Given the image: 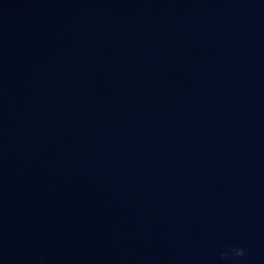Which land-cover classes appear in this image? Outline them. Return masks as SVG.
Masks as SVG:
<instances>
[{"label": "water", "instance_id": "obj_1", "mask_svg": "<svg viewBox=\"0 0 264 264\" xmlns=\"http://www.w3.org/2000/svg\"><path fill=\"white\" fill-rule=\"evenodd\" d=\"M264 264V0H0V264Z\"/></svg>", "mask_w": 264, "mask_h": 264}, {"label": "clouds", "instance_id": "obj_2", "mask_svg": "<svg viewBox=\"0 0 264 264\" xmlns=\"http://www.w3.org/2000/svg\"><path fill=\"white\" fill-rule=\"evenodd\" d=\"M247 255L244 248L231 246L220 253V260L231 261L232 264H240V261Z\"/></svg>", "mask_w": 264, "mask_h": 264}]
</instances>
